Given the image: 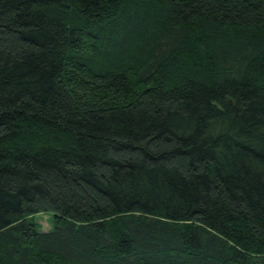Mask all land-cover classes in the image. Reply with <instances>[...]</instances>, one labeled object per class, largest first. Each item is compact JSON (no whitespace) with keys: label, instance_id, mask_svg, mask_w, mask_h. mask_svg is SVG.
Listing matches in <instances>:
<instances>
[{"label":"trees","instance_id":"trees-1","mask_svg":"<svg viewBox=\"0 0 264 264\" xmlns=\"http://www.w3.org/2000/svg\"><path fill=\"white\" fill-rule=\"evenodd\" d=\"M0 264H264V0H0Z\"/></svg>","mask_w":264,"mask_h":264},{"label":"rangeland","instance_id":"rangeland-1","mask_svg":"<svg viewBox=\"0 0 264 264\" xmlns=\"http://www.w3.org/2000/svg\"><path fill=\"white\" fill-rule=\"evenodd\" d=\"M53 213L51 211L39 212L33 214L34 221L39 225L41 231L51 230L53 226Z\"/></svg>","mask_w":264,"mask_h":264}]
</instances>
